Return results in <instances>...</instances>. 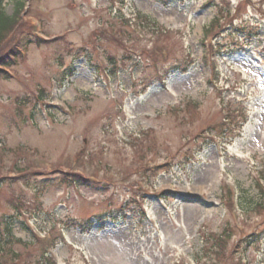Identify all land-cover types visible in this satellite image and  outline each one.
<instances>
[{
	"label": "rangeland",
	"instance_id": "374dc122",
	"mask_svg": "<svg viewBox=\"0 0 264 264\" xmlns=\"http://www.w3.org/2000/svg\"><path fill=\"white\" fill-rule=\"evenodd\" d=\"M18 1L3 0L6 15L14 12ZM126 1L123 14L131 16L138 11L174 32L168 50L175 42L179 45L172 54L170 50L168 63L158 61L156 68L146 69V62L137 57L138 64L107 76L93 67L92 58L75 57L68 51L70 46L31 44L25 60L10 70L12 76L0 75V143L5 147L0 148V177L8 170L19 171L17 166L24 164H36L41 171L52 167L74 172L70 163L77 158V166L86 176L113 182H106L102 189L99 185L64 187L42 185L41 180L49 177L21 178L18 172L8 173L9 177L0 181V219L22 206L26 217L21 215L12 222V233L27 245L14 243L12 248L22 252L23 258L28 255L26 251L32 256L38 254V247L31 243L34 233L46 235L56 229L65 237V242L51 251L57 264H223L212 263L213 256L204 247L206 238L221 232L231 218L222 204V187L230 186L237 201L251 202L249 199H256L257 172L264 165V0H230L232 9L240 5L239 17L256 35L242 41L241 53L218 60L217 88L207 83L208 67L202 64L203 28L212 17L211 7H205L207 0H169L168 5L160 0ZM21 2L24 9L31 2V11L35 10V0ZM46 4L45 9H39L43 14H38L44 28L50 34L73 30L69 40L76 46L83 45L110 13L117 15L120 7L117 0H47ZM23 8L20 14L30 12ZM48 9L53 15H46ZM137 44L138 50L145 43ZM185 52L194 59L186 73L172 72L165 87L159 83L143 92L147 83L142 77L161 72ZM68 67L71 72L64 74ZM37 95L39 101L34 97ZM220 96L224 100L245 98L243 107L248 116L241 136L221 157L211 144L188 140L201 127L219 121ZM187 100L199 105L198 117L190 126L181 125L170 110ZM46 103L50 105L44 108ZM148 137L157 150L146 151L142 161L150 159L156 164L174 152H178L175 162H179L187 147L201 143L206 148L185 168L177 163L173 172L158 175L150 187L137 169L138 142L147 146ZM82 147L87 153L74 155ZM37 159L42 163L35 162ZM12 176L18 179L12 180ZM138 188L145 219L140 217L139 204H125L135 198ZM160 190L179 193L162 201L155 195ZM129 206L136 212H129ZM121 211L126 216L111 221V215L119 216ZM91 216L95 228L89 234L67 224ZM241 217L239 210L246 232L260 219L253 214L247 220ZM235 236L227 241L228 250ZM246 257L247 264H264V241L249 249Z\"/></svg>",
	"mask_w": 264,
	"mask_h": 264
},
{
	"label": "trees",
	"instance_id": "16d2710c",
	"mask_svg": "<svg viewBox=\"0 0 264 264\" xmlns=\"http://www.w3.org/2000/svg\"><path fill=\"white\" fill-rule=\"evenodd\" d=\"M22 0H19L17 2L16 8L14 12L11 15H6L4 10L1 8V3L2 0H0V73L2 72L1 66L2 65H9L11 64L12 57L13 55L16 54V51L12 48H9L10 42H7L8 37L14 32V29H16L18 25V18L21 9L23 8V4L21 2ZM215 15H214V20L212 25L206 30V32L215 30V27L222 28V25L220 24L222 20L225 21H230L229 15L231 14V7L226 0H219L218 2L215 3ZM23 11V10H22ZM21 11V12H22ZM237 11V9H236ZM139 21H140V26L148 31L150 33V38L148 39L147 42L150 43V47L148 45H145L142 49L141 52L142 54L147 55V58L149 60L155 61L158 60V58L161 56L160 55V45L166 41L169 36H168V31L159 28V26H156L154 23L150 22V20H147L146 17H140L139 16ZM124 24L128 25L127 20H124ZM215 25V27H214ZM119 28V34L116 32L118 29H115L112 25L110 26V31L109 33L106 32H94V35H98L100 37H103L104 40H108L113 42L114 44L118 45V48L124 47L126 45L125 42H123V38L129 40L131 38V33L127 32L124 30L125 28L118 27ZM99 37V38H100ZM154 44V46H152ZM4 47V48H2ZM167 53L168 49L165 50ZM190 63V62H188ZM125 62L123 63V65ZM186 63L185 65H180L178 64L177 66H174L176 69H181V70H186ZM191 107H181V108H176L177 112V117H179V114H182V117L185 118L186 114L193 113L194 111H197V105L194 103L190 104ZM192 118V116H190ZM141 148L145 145L142 141H140ZM151 142H149L146 146L144 151H148L151 146ZM140 147H138L139 149ZM140 148V158H144V151ZM58 174L57 178H48V179H42L41 184L43 185L44 183H52V184H57L61 185L64 187H74V186H83L87 188H97L102 189L104 185H99L96 183H93L91 180H87L83 177H81L79 174L75 172H62L60 170H53L51 173H48L45 176H50L53 177L54 175ZM36 177H42L43 174L41 173H34L33 174ZM255 187H256V199H249L251 202L245 199V202L238 201L239 203V209L241 216L243 220L249 219L252 214L253 215H258L261 214V212L264 210V165L260 167V169L257 172V177L255 179ZM229 192H226L223 194L224 198V207L226 208L227 212H230L232 210V205L230 202L229 198ZM16 214L10 215L8 217H2L0 219V224L3 223L4 225V231L2 236L0 235V264H7L8 262H11L9 264L14 263V260L19 259L21 256V252L15 250L12 248V245L14 242L17 240L13 237L12 235V226H11V221H13L18 215L17 212ZM75 223V222H74ZM79 227L83 228L84 225L83 223L78 224ZM237 233L236 228L231 224V221L228 219L226 222V225L223 227L222 231L219 233H212L210 237L206 238V242L204 244L205 250L207 251L208 255H212L213 258L212 263L214 261L221 263L222 261L228 259L227 257V252H228V243L232 237V235H235ZM261 236L264 237V228L261 230L259 234H252L248 236V238L243 240L242 244L244 248H247L249 245H252L254 242H258L261 238ZM20 242V241H17ZM25 245V243L23 244ZM26 246V245H25ZM211 257V256H210ZM29 264H31L32 260H29ZM39 264H49L45 258H43V255L39 257L37 260ZM206 262V261H205ZM206 264V263H205Z\"/></svg>",
	"mask_w": 264,
	"mask_h": 264
}]
</instances>
